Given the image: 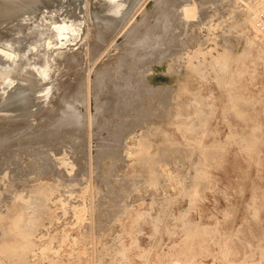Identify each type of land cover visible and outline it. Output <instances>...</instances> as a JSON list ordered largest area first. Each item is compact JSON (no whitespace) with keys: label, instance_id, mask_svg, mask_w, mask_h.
I'll list each match as a JSON object with an SVG mask.
<instances>
[{"label":"rangeland","instance_id":"obj_1","mask_svg":"<svg viewBox=\"0 0 264 264\" xmlns=\"http://www.w3.org/2000/svg\"><path fill=\"white\" fill-rule=\"evenodd\" d=\"M83 1L84 0L75 1V3L79 2L78 5L81 3L80 6L85 5L84 8L86 7L84 10H82L83 16H81L82 18L84 17L83 18L84 30H83V33L81 34L82 37L79 35L78 37H75V38L73 36H70L68 38H63V39L60 38L59 42H58V37L57 38L55 37L56 41L54 40V45L52 46L53 50H51V52H48L49 54H46V56L43 57L42 59H39V61L37 59V63L34 61L32 62V65L35 67V69L38 65H40L37 67V71L35 69L34 70L37 73H39L38 78H40L41 76V78L45 80L43 82H45V85H47L46 87L48 88L45 94L46 95L45 98L47 99L44 98L45 100H43L42 102V105L43 106L45 105L46 107H43L41 104L39 105L37 104L38 107H35V109L38 112L33 109L32 110L33 112L30 114H27V117L15 120L11 113L12 109L8 107V109H10L11 111L5 110L4 109L6 108L5 105L1 104L2 98L5 95H0V123L7 122V123H4L3 125L7 124V126L9 127L8 128L7 126H5L6 127L5 129L3 130L0 129V132L1 131L3 132V136L0 135V137L2 136V140H0L1 142L0 147H1L3 140L6 141L5 138L8 135L7 130L10 128L18 129L22 126H29V128L31 127V129L35 130L34 132L36 136L39 134V132L41 134L42 133L41 129L40 131L38 129L39 124L41 123L43 116L48 113L49 106H51V104H57L56 107H57L58 113L61 112L60 108L61 109L66 108L68 110L67 112L64 111V113H62L64 114L63 116H60L59 114H57L59 120L62 118L67 119V115L68 114L69 115H68V119L66 120V124L64 125L65 130L64 128H60L58 126V129H57L58 131L56 130L57 133L55 132V134H57L55 135L56 136L55 139L58 138L59 136L60 139L59 138L56 139V144L58 145L59 142L57 143V141L59 140L66 141L67 138H69L67 140L69 142V145H68V142L66 143V142L61 141L62 143L59 144L60 146L58 145L59 150L62 149L60 151V155H61L60 156L59 153H57L59 152V150L57 149H55V151L49 150L50 152L48 151L49 152L48 153L45 150V146H46V144H44L45 142H43V140H41L40 138L39 139L37 138L38 139V140L36 139L37 143L36 141H34V143H36L35 145L34 143H32L33 147L31 146V144L28 147H26L27 148L26 151H28L29 155L28 156L23 155V159L21 160V163H19L20 165H18V167L15 168L17 170L14 171L13 173H10L9 178L14 177L13 179L16 180L14 181L16 185L26 184L27 186H34L37 184H43V185H48L49 187H51L52 190L54 191L52 196L53 198H55V200L53 199L52 201H50L48 206L51 209V211L54 214H56L58 217H61L62 215H64L63 214L64 207L67 206V209H72L73 206L75 205H81V206L86 207V209L89 210L88 216H90V212H92L91 209L96 210L98 206H101L102 209H106V210L108 209V207H111L112 209L116 210V213L119 212V214H114V216H116L115 219L117 218V220L113 219L114 217L112 215H111V218L107 220V222L111 221V223H113L116 226L113 228V230L111 229V233L108 239L110 244L112 245L109 246V250L106 249L104 251V256L102 253L103 259L107 261H110L114 257L117 256L116 249L118 250V247H120L118 245H120V243L122 244V239L126 237L127 232H123V231L124 229L126 230L127 226L131 223L132 221L131 215H133V218H134L135 216L134 214H138L144 211H149L150 214L154 215L157 211L163 213L164 211H167L169 209V208H166L167 201H164L166 199L159 197L158 195H156L157 193H154V192L151 193V191L147 192L144 186L141 185L138 189L134 188V190L136 191L135 192L133 190L132 182L136 179L148 180V179L158 178L160 180H164L165 178H171V175H174L173 178H180V179L186 178V181H189L190 183L197 182L199 184V188H200L202 195L206 196L205 203L208 204V207L210 210H213V209L216 210V208L218 207L225 206L226 205L225 200H224L225 195L229 197H236L237 199L242 198L243 203H241L240 206L238 205L240 207L238 211V214L240 216H242V212H243L244 205L246 204V202L251 204L252 206L257 207V209L259 210L258 215H251V217H249V222H250V227H251L250 240L252 243V250H253V255L251 257L250 264H264V258H262L261 256L262 248H264V63L258 57L259 53L257 49L248 42L246 35L240 31L239 26H238V18L241 17L239 16L240 13L238 12H241V10L243 9L244 5H242V3L244 2H241L242 0L240 1L237 0L240 3L239 4L240 10H238V9H232L236 7L235 6L236 2L233 4L232 0H206L207 2L205 1L203 2L202 0H191V1L190 0L188 1L180 0L179 4L181 6H182V3L183 4L192 3L191 5L194 7L195 12H196L194 14L195 16L192 15L191 17H185L183 15V11L179 9L181 8L180 6L176 10L177 15L176 14L175 16L172 15L173 17L171 19L170 17L171 15L169 11V4L172 0L170 1L162 0L164 1V3L169 2L167 6H166V3L164 4L161 0L160 1L159 0H135V1L130 0L131 2L126 0V4L128 3L129 7L132 6L131 5L132 2H133V5L135 4L133 7L129 8V9L133 8L132 10H130L131 16H130V13H128L129 11L127 9L128 7L127 6L125 7L123 5L125 4V1L123 3V0H122L121 6L122 7L124 6V8H126L127 11L123 10V8L121 7L120 12L122 14V12L124 11L125 17H126V14H127V17L126 19H123L124 14H122L123 17L120 16L122 19L120 20L121 24L122 23L125 24V22H127L126 20H128L132 16L134 17V20L131 26L126 28L127 30L124 29V31L121 32L122 34L120 33L117 34V32L115 33L111 32L112 27H109V24L107 27L106 25L107 21L104 23L103 20H101L102 18L101 16L104 17V16L109 15L107 20L110 19L112 16H113V19L115 18L114 15H110L107 12H105L106 13L105 14L103 13L104 12L103 10L101 11V9L103 8L105 11H108L105 9L104 5L101 4L102 1H104V4H106L108 1H106V3H105V0H101V1L100 0H88L90 1L89 3L88 1L83 3ZM69 2L72 3L73 0H69ZM161 2L163 5L162 12L159 10V8H161L160 7ZM139 3L141 4L139 5ZM97 4L100 10L98 8L96 9ZM100 4L103 8L100 7ZM195 4L198 6H196ZM45 6H47L46 1H45ZM153 6H155V8H153ZM241 6L243 7L241 8ZM156 7H158V9ZM91 9L94 10V12ZM121 9L123 11H121ZM155 9L158 10V12ZM152 10L155 11L156 16L158 18L153 14ZM99 11L100 13H98ZM258 11L261 12L263 10L260 9ZM258 11L254 10L253 12V10H251L252 16H254V14ZM167 12L169 13V15H166ZM200 12L201 14H204V15H201ZM57 13H58V16H57ZM96 13L101 15L98 17V19L100 18L101 21L97 20L96 16L93 15ZM143 13L144 15L145 14L147 15L146 16L141 15ZM150 13H152V18L150 17L151 16ZM237 13L239 17L237 16ZM98 14L96 15L98 16ZM128 14H129V18H128ZM45 15L46 16H43V18L45 17L46 21L50 20L49 18L50 14L47 15L46 13ZM178 15L180 16L178 17ZM55 16H57V18ZM142 16L144 17L145 21L142 20L143 19ZM154 16L155 18H153ZM175 17L177 20L175 19ZM182 17L184 18V21ZM53 18L54 19L56 18V20L60 22L62 20V18H60V11L56 10V13H54V16H52V19ZM179 18L180 20L182 19V21H180ZM186 18L187 20H185ZM103 19H106V18H103ZM141 20H142V23H144V25H142ZM175 20H176V23H175ZM162 21H163V24H162ZM145 22H146V26H145ZM151 22H152V25H151ZM178 22L179 24L180 23L181 24L179 25ZM140 23L142 27L140 26ZM103 24H105L106 26H104ZM136 24L139 27H137ZM210 25L212 28L210 27ZM159 27L160 28L162 27L161 30ZM171 27H173V29ZM140 28H141V31L139 30ZM164 28L165 29L168 28L166 29L167 31H169V28H170L171 31H169L168 33L167 31H164L165 30ZM199 28H200V32L198 31ZM154 29L156 33L154 32ZM143 30L145 31L146 34L144 33ZM130 31H132L133 33L130 34ZM163 31H164V35H163ZM179 31H182V32H179ZM101 32H102V35H100ZM137 32L138 34L139 33L140 34L138 35ZM159 32H160L159 36L160 37L162 35L163 36H162V39L159 37L160 41H158V43L155 45L154 43H156L157 40H159V39H156L158 38ZM189 32H191L193 36ZM205 32L209 34L210 38H212L211 40H209V37L207 38L208 34ZM134 33L137 34V36L136 37L134 36V37L140 39L139 41L136 40L134 37L133 38L131 37V35ZM147 33H149L148 36H147ZM155 34H156V37H155ZM197 35L199 36L197 37ZM100 36H103V37H100ZM143 36L144 38L145 37L148 38L149 36L150 37L147 40L146 38L144 40L142 39ZM164 36L167 39L164 40L165 38ZM201 37L202 38L204 37L203 38L204 41ZM205 38L209 40L208 43H207L208 40H205ZM150 39L152 40L154 39V40L151 41ZM171 39L173 41H171ZM186 40L187 42H190V43L187 44ZM199 40H202V41H199ZM148 41L150 42L147 43ZM178 41L179 43H177ZM181 41H183V43H181ZM203 42L206 43L207 48L205 49L203 48V50L205 51V54H202V56L201 55L199 56L201 60H203L205 57L210 56L209 51H213L214 54H216L217 52H221L222 54L226 55L225 56L226 58L229 59L228 64L226 65L224 60L220 58L215 63L214 66H210V65L205 66L201 62H199L197 58L196 59L194 58L193 62L195 64L191 65L190 60L184 51H189V50L194 51L197 49H202V47L204 46L206 47V45H204L205 43ZM180 43L183 45L185 44V46L180 45ZM125 44L127 47L125 46ZM150 45H152L153 49L151 48ZM144 46H146V48ZM167 46L169 49H167ZM177 46L182 47L180 48L182 50L184 47V50L183 51L180 50L179 48H177ZM31 47H29L28 50L30 49L29 51L31 52V54L35 52L34 53L35 56L36 54L40 55L45 52V48L43 49L41 46L37 48L32 47V49ZM109 47L110 49H108ZM39 48L43 49V53H40L41 49ZM130 48H133V49H130ZM105 50L108 52H106ZM168 50L170 51L168 52V55L170 53L169 56L166 53ZM172 51L173 53H171ZM93 54H96L97 57ZM120 57L123 58L121 62H120V59H121ZM92 59H94V61ZM117 61H119V64H117ZM109 63H111L115 67L119 65L117 67L118 72L120 74L125 73L124 75H122V77L120 76L124 84H121V87L116 86L113 88V90H115L114 92L116 93V96H118L115 98V100H113V102L105 101L107 100L108 95L103 90H101L100 87L101 88L104 87L103 88L104 90L106 87L103 81L101 84L100 83L101 81L99 80V79L102 80L104 76L103 75L104 74V71H103L104 64L106 65ZM123 63L124 64L126 63V64L124 65ZM45 64H48L49 68L46 67ZM42 66L44 70L41 69ZM46 68L47 70H45ZM92 68L94 70H91ZM126 68L127 70H124ZM222 68L224 69V71ZM89 69H90L89 71L90 73H88ZM41 70H43V72ZM129 71H131V73H128ZM86 74H88L87 77L90 75V79L93 80L91 81L89 79L91 82L90 83L91 85L87 83L88 81H86V78H87L85 77ZM99 74H100V77H99ZM130 74L132 75L130 76ZM204 74L206 77H203ZM97 75L99 77L98 79L99 83H97L98 81H95L98 78ZM129 76L131 77V79L129 78ZM38 78L36 79L37 83L35 84H38V83L40 84L42 82V79H39L41 82H38ZM13 79L15 80V78ZM80 79L82 80V82ZM118 79L120 78L118 77ZM83 81L86 84L83 83ZM46 82H49V83H46ZM145 83L147 84L144 86ZM180 83H182L187 88V92L185 94H182L181 96H175L176 95L175 93L177 92V88L180 85ZM97 84H99V86ZM125 84H128L130 88ZM79 86L87 87V88H80ZM88 86H90V88ZM121 88H122V91L125 90L127 91V93L126 94L120 93ZM147 88L148 90H150V92L146 91ZM85 89L87 92L85 91ZM119 89L120 91L118 92ZM128 89L129 90L131 89L130 91H132V93L133 92L134 93L136 92V93L135 94L133 93L134 95H132L131 93L132 95L131 96L128 93ZM99 90L101 91L99 92ZM96 91H98L100 94ZM0 92H1V88H0ZM89 92H90V95L88 94ZM101 92L103 96L104 94H106L107 98L105 96L101 98L102 96ZM62 94L64 95L63 96L64 99H62L61 97ZM79 94L80 96L82 95L81 98H83V100L80 98ZM121 94L124 96H122ZM96 95H99V96H96ZM78 96H79V101L77 100ZM132 97L134 98L132 99ZM74 98L75 100H77V102L73 100ZM103 98L104 100H102ZM84 99L87 100L85 103H83ZM71 100L73 101L71 102ZM94 100H96V102ZM66 101H68L69 104L73 106H70V105L65 106V104H68ZM130 101H132V103H137L138 101L141 102V104L136 108V112L135 111L130 112L129 110H127L129 109L128 107L131 104ZM89 103H90L89 110L91 111L92 116L87 111V104ZM102 103H105V104L102 105ZM40 105H41V108H40ZM136 105H138V103ZM56 107L54 108L56 109ZM71 107H72V111L70 112L71 109L69 108ZM73 107L75 108V111ZM100 107L102 108L99 109ZM120 107L121 109H119ZM117 108L120 111H118ZM143 108L145 109V111L146 109L147 110L151 109L149 110L150 114L148 112H144L143 115H139V113L141 112V110H143ZM76 109H80V110H76ZM201 110H203L202 113H201ZM30 111H28V113ZM76 111H80V112L76 113ZM49 112L50 114H52V110ZM87 113L89 114V116L87 115ZM136 113H137V118L139 120H137L135 116ZM145 113H147L148 115L144 116ZM133 115L135 116V119H133L134 118ZM70 116L72 118L73 117L79 118L81 122V127H79V129L77 128V126H75L74 128L70 126L71 125V119L69 120ZM90 116L92 117L91 123L89 120V118L91 119ZM139 116H141V118L144 117L142 118L144 121L141 118H139ZM85 117L88 118L87 119L88 121L86 120ZM125 117L126 119L130 118V120L135 122V124L131 123L132 121L130 122V120L127 119L128 122H130V124L128 123V126L127 124L125 125V120H126ZM185 118H186V121H185ZM122 121L124 123V127L126 126V128L128 127L129 129H124L122 127L123 126ZM120 124H121V127H120ZM35 125H36V128H35ZM68 127L72 128L70 129V134H67L69 133ZM130 128L131 129L134 128L137 133L135 134L134 129H133V132L132 133L130 132L131 135H129V131H131ZM62 129L64 133L63 131L61 132ZM4 132L7 133V135ZM60 132L64 134L63 137L64 136L66 137L63 138ZM73 133H76L75 136ZM72 134H73V137L75 138V141H74V138L72 137ZM132 135H135V136H132ZM135 138L137 140L136 142H135ZM141 139H142L141 144L138 145V142ZM130 140L132 143L130 142ZM43 144H44V147H43ZM34 148L36 149L37 152L34 151L35 150ZM43 148L45 150V154H44ZM129 148H132L131 151L133 152L130 153ZM37 149L39 150V153ZM126 151L128 155H126L125 153ZM40 152H42L45 156L43 154L40 155ZM46 152L47 154L51 153L52 155L55 153L57 154L53 155L54 157L52 155L47 156ZM34 156H35V162L37 160V164L33 162ZM46 156L48 157V159ZM50 156H52L53 158H51ZM94 156H95V159H94ZM63 158L67 160L68 162H69L68 159H70V162L68 163L67 161L62 160ZM42 159L44 160V162ZM51 159L52 161L55 162V164L54 162L50 161ZM79 159L80 161H78ZM38 162H39V165H38ZM48 162L54 164V169L50 166L49 168L48 166H46L45 163H48ZM63 162L65 165L63 166L66 167V169H68L67 173L71 171V174L70 173L67 174L66 175L67 177L63 176V174L62 175L60 174V176L58 177L59 174L57 173L58 172L57 166L59 169L60 168L64 169L62 166H60L61 164H63ZM41 163L44 165H42ZM56 163H58V165ZM72 163L74 164V166ZM77 165L79 168L77 167ZM12 166H14V164H12ZM28 167H31L32 169L34 167V170L30 168V170L34 172H31ZM192 167L195 169V171ZM0 168H1L0 171L1 170L4 171L2 169V166ZM24 168H27V169H24ZM52 169L54 172L51 171ZM76 169H78V171ZM40 170L42 172H40ZM165 170L169 171L168 176ZM74 171H76L75 174L77 173L78 175L77 174L75 175ZM23 172H24V176H23ZM38 172H40L39 174L41 173L42 174L39 175ZM53 173H56L57 176L55 174L56 176L55 177ZM19 174L20 175L22 174V175L19 176ZM4 178L8 180V177H5L4 175L0 174V179H4ZM120 178L122 179L121 181H120ZM102 180L105 182L103 183ZM116 181H119L120 183L125 184L122 186L123 188L120 194L118 195L114 193L113 194L110 193V191L114 189L113 187ZM5 186H6L5 184H0V192L2 191V188L4 189L7 188V186L6 187ZM129 187L131 188V190ZM132 190L134 193L132 192ZM143 190H144V193H143ZM140 191L143 194L141 195L143 199H141V196L139 195L141 193ZM70 193H72V196H69ZM137 193H138V196L134 195ZM126 194L130 195L131 197ZM31 195L33 198L38 196L34 192H31ZM120 195L121 197H123V199L120 197ZM183 195H184L183 196L184 198L180 197L182 196V194H180L179 198H177L176 200L181 201L183 199L181 201L183 202V207H185L186 209H189L191 214L196 213L197 206H198L197 202L193 206L190 207L189 205L190 201L188 198L190 193L185 192L183 193ZM63 198H66V201ZM128 198H130V201L128 200ZM62 199L63 201H61ZM216 199H218V201H214ZM81 200H82L81 203L80 202L77 203L78 201H81ZM132 200H134L132 202L133 206H131V209L129 207L127 208V203H131ZM117 201L118 202L122 201V202L118 203ZM72 202H74L75 205ZM111 202L113 205H111ZM122 203L125 204L124 207ZM64 204L66 206L62 207V205ZM103 204H106V205L103 206ZM118 204L120 205V208L118 207L119 206ZM203 204H204L203 202H200V206ZM238 206L233 205L232 207L237 208ZM135 207L137 208V211L136 210L133 211ZM128 210H131V212ZM51 213L46 214L43 217V222L45 224L48 223L47 227L59 225V220H57L56 217H52ZM162 213H161V216L164 215V213L163 215ZM220 216L222 217L223 215L220 214ZM105 220L106 218H104V221ZM137 220L138 218L136 217L135 221ZM94 222L96 223L98 222L100 224L99 220L94 219ZM139 224H140V228L142 231L139 235H140V239L142 240L144 239L154 240V237L159 238L160 236H164L165 239L168 237V233L164 229L165 225H161L158 228V230L155 232L151 226V220L149 218H146V220H142V221L140 220ZM122 226H126V227H122ZM167 227L170 228V226H167ZM137 231L138 230H136L135 232ZM112 233L113 235H111ZM99 234H100L99 229L95 227L93 236L95 235V238L97 239ZM147 234L149 235L152 234V237L151 238L150 236H148L149 238L146 237ZM113 239H114V242H113ZM91 241H92V237L85 238V242L88 243V247L92 249L93 247H95V244L90 243ZM261 245H262V248H261ZM96 256L98 258L99 254H96ZM212 259H213L212 257L206 258L205 263L206 264H219L218 261L214 259L212 260ZM142 260L143 258L142 259L139 258L137 261L140 262Z\"/></svg>","mask_w":264,"mask_h":264},{"label":"bare ground","instance_id":"obj_2","mask_svg":"<svg viewBox=\"0 0 264 264\" xmlns=\"http://www.w3.org/2000/svg\"><path fill=\"white\" fill-rule=\"evenodd\" d=\"M45 1L47 2V6H45ZM75 1L73 0V2L71 3V2H69V0H0V88H1L0 95H5L2 98L1 104L5 105V107L7 108L6 109L3 107L5 110L12 109L11 113H12V116L15 120L27 117V114L32 113L33 109L35 111H37L35 109V107H38L37 104L42 105L43 100L47 99V98H45L46 97L45 94H46L48 88L46 87L47 85H45V82H43L45 80L42 79L41 76H40V78H38L39 73L36 72L37 67L40 65H38L35 69V67L32 65V62L34 61L37 63V59L39 61V59H42L43 57L46 56V54H49L48 52H51V50H53L52 46L54 45V40L56 41L55 37L56 38L58 37V42H59L60 38L63 39V38H68L70 36H73L75 38V37H78L79 35L81 36V34L83 33V30H84L83 18L84 17L82 18L81 16H83L82 10H84L86 7L84 8L85 5L80 6L81 3L78 5L79 2L75 3ZM78 1H81V0H78ZM86 1H88V0H84L83 3H85ZM106 1H108V2L106 3ZM121 1L122 0H105L106 4H104V1H102L101 4H103L105 9L108 11H105L104 8L100 4V7L103 8V9H101V11L103 10L104 11L103 13L107 12L110 15H114L115 16L114 19L112 16L110 19L107 20L109 15L103 17V16L98 14V13H100V11L98 13H96V14H98V16L96 14H93L96 16L97 20H99V21L103 20L104 23L107 21L108 23L106 22V25L108 27V24H109V27H112V31H111L112 33L117 32V34H119V33L122 34L121 32H123L124 29L131 26V24L134 20V17L132 16L131 18H129V14H128L129 19L127 18L128 19V20H126L127 22L124 21L125 24H123V23L121 24L120 20H122V19L120 16L123 17V15H122V14H124L123 10L127 11V9H128L129 10L128 13H130V10H132L133 8L132 9H129V8H131L135 5V4L133 5V2H132V4H131L132 6L129 7L128 3L126 4V0H123V3L125 1V4H123V5L125 7L126 6L128 7L126 9V8H124V6L123 7L121 6V3H122ZM128 1H130V0H128ZM159 1H158V3H159ZM202 1L207 2L206 0H202ZM89 2L90 1H88V3ZM162 2L164 3V1H162ZM162 2H161V6H160L161 8H159V10L161 12H162V8H163ZM232 2H233V4L236 2L235 3L236 7L232 8V9L240 10V5H239L240 3L237 0H232ZM241 2H244V3H242V5H244V7L241 6V8L243 7V9L241 10V12H238V13H240L239 16H241V17H239L238 13H237V16L239 17L238 18L239 29L243 34L246 35L248 42L253 47H255L257 49V51L259 53L258 57L264 63V28L257 25L258 22L256 21V19H254V16H252V12H251V10H253V12H254V10L258 11L260 9H262L264 11V0H242ZM156 3H157V1H156ZM165 3L167 6V4L169 2H165ZM179 3H180V0H172L170 2L169 11H170L171 19L173 16H175V14L177 12L176 10L178 9V7L181 6ZM140 4L141 3H139V5ZM191 4L190 3H185V4L182 3L181 8H179L183 11V15L185 17H191L192 15H194L196 13L194 7ZM92 6H93V4H92ZM196 6H198V5H196ZM121 7L123 8V10L121 9V11H123L122 14L120 12ZM97 8L100 10L98 4L96 6V9ZM136 8H135V10H136ZM153 8H155V6H153ZM156 8L158 9V7H156ZM197 8H199V7H197ZM56 10L60 11V18H62V20L60 22H58V20H56L58 13H57V16H55L56 18L52 19V16H54V13H56ZM92 11L94 12V10H92ZM152 11H153V14L156 16L155 11L154 10H152ZM156 11L158 12V10H156ZM161 12H160V14H161ZM46 13H47V15L50 14L49 15L50 20L46 21L45 17L43 18V16H46L45 15ZM147 14L144 15V13H143L141 15L146 16ZM200 14H201V12H200ZM206 14H207V12H206ZM206 14H205V16H206ZM150 15H151L150 17L152 18V13H150ZM166 15H169V13L167 12ZM196 15H198V14H196ZM201 15H204V14H201ZM208 15H210V14H208ZM99 16L102 17L101 20H100V18L98 19ZM130 16H131V13H130ZM155 16L153 18H155ZM179 16L180 15H178V17ZM126 17H127V14H126ZM126 17L124 14L123 19H126ZM170 17H169V19H170ZM218 17H220V16H218ZM103 18H106V19H103ZM206 18H207V16H206ZM96 19H94V20H96ZM175 19H176V17H175ZM182 19L184 21L183 17H182ZM182 19L180 20V18H179L180 21H182ZM202 19H204V18H202ZM142 20H144V17ZM142 20H141V23H142ZM156 20H158V19H156ZM176 20H175V23H176ZM185 20H187V18ZM190 20H191V18H190ZM199 20H200V18H199ZM223 20H222V22H223ZM167 21H168V19H167ZM141 23H140V26L142 27V25H144V23H142V25H141ZM158 23H160V22H158ZM162 24H163V21H162ZM178 24H179V22H178ZM192 24H193V22H192ZM103 25L106 26L105 24H103ZM151 25H152V22H151ZM156 25H157V23H156ZM218 25H219V23H218ZM136 26L139 27L137 24H136ZM145 26H146V22H145ZM233 26H234V24H233ZM164 27H165V25H164ZM166 27H167V25H166ZM173 27H174V25H173ZM173 27H171V28L173 29ZM210 27H211V25H210ZM161 28H160V30H161ZM200 28L198 30L199 32H200ZM130 29H131V27H130ZM166 29H168V28H166ZM166 29L164 31H167ZM139 30L141 31V28ZM207 30H209V29H207ZM164 31H163V35H164ZM169 31H171L170 28H169ZM169 31H167V32L169 33ZM182 31H179V32H182ZM134 32H136V31H134ZM154 32H155V29H154ZM131 33H133V32L130 31V34ZM144 33H145V31H144ZM161 33H162V31H161ZM189 33L192 35L191 32H189ZM205 33H207V32H205ZM209 33H211V32H209ZM134 34L131 35L132 38L134 36L136 37L138 32H137V34H135V35ZM148 34L149 33H147V36H148ZM100 35H102V32ZM153 35H154V33H153ZM159 35H160V32L158 34V38H156L159 40H157V42L155 41L156 42V43H154L155 45L158 43V41H160V38L162 39L163 35L161 37ZM198 36L199 35H197V37ZM100 37H103V36H100ZM155 37H156V34H155ZM184 37H186V36H184ZM189 37H190V35H189ZM204 37H205V35H204ZM208 37H209V40L212 39V38H210L209 34H208L207 38ZM145 38H144V36L142 37V39H144V40H145ZM148 38H146V40ZM135 39L138 41L140 40L138 38H135ZM165 39H167V38L165 37L164 40ZM150 40L153 41L154 39L153 40L150 39ZM164 40H162V41H164ZM205 40H208V39L205 38ZM209 40L207 41V43L209 42ZM105 41H107V40H105ZM105 41H104V43H105ZM171 41H173V40L171 39ZM199 41H202V40H199ZM203 41H204V39H203ZM149 42L150 41H148L147 43H149ZM186 42H187V40H186ZM36 43H38V44H36ZM177 43H179V41ZM181 43H183V41H181ZM181 43H180V45L185 46V44L183 45ZM188 43H190V42H187V44ZM203 43H205V42H203ZM87 44H88V42H87ZM142 44H143V42H142ZM163 44H164V42H163ZM166 44H168V43H166ZM140 45H141V43H140ZM140 45H139V47H140ZM173 45H174V43H173ZM204 45H206V43ZM31 46L34 48L41 46L43 49L45 48V52L43 53V49L39 48L42 50V52L40 50V53H43V54H40L38 52L40 55L36 54V56H35L34 55L35 52L33 54H31V52L29 51L30 49L28 50V48ZM125 46H126V44H125ZM128 46H129V44H128ZM137 46H138V44H137ZM150 46L152 48V45H150ZM32 47H31V49H32ZM144 47L146 48V46H144ZM162 48H164V47H162ZM177 48L180 49L182 47L177 46ZM203 48L204 49L207 48V45H206V47L205 46L202 47V49H197L194 51H192V50L184 51L185 54L188 56L191 65L195 64L193 62L194 58L195 59L197 58L198 61L201 62L205 66H208V65L214 66L215 63L220 58H222L224 60L226 65L228 64L229 59L226 58L225 57L226 55L222 54L221 52H217L216 54H214L213 51H209L210 56L205 57L203 60H201L199 58V56L200 55L202 56V54H205V51L203 50ZM108 49H110V47ZM130 49H133V48H130ZM167 49H169L168 46H167ZM90 50H92V49H90ZM147 50H149V49H147ZM170 50H171V48H170ZM180 50H182V49H180ZM180 50H179V52H180ZM183 50H184V47H183ZM106 52H108V51H106ZM168 52H170V51L168 50L166 52L167 55H168ZM171 53H173V51ZM93 55L96 56V54H93ZM169 55H170V53H169ZM161 57H162V55H161ZM122 59L123 58L120 59V62L122 61ZM161 59H163V58H161ZM92 60L94 61V59H92ZM49 62H50V60H49ZM161 62H162V60H161ZM117 64H119V61H117ZM45 65H46V67H48V64H45ZM43 66L41 69H43ZM118 66L115 67L111 63L106 64V65L104 64V66H103V71H104L103 75L104 76H103V78L101 76L102 80L99 79L100 74H99V77L97 75L98 78L96 77L97 80H95V81H98L97 83H99V80H100L101 84L103 81V83L106 87L105 90L103 89L104 87L103 88L100 87V89L103 90L108 95V98H107V95L104 94V96L107 98V100H105L106 102H108V101L113 102V100H115V98L118 97V96H116V93L114 92L115 90H113V88L116 86L121 87V84H124L122 82L123 80L121 79V77L125 73L120 74L117 70ZM175 66H176V64H175ZM101 69H102V67H101ZM43 70H41V71L43 72ZM45 70H47V68ZM91 70H94V69L92 68ZM124 70H127V68ZM89 71H90V69L88 70V73H90ZM103 71H102V73H103ZM223 71H224V69H223ZM128 73H131V71H129ZM214 73H215V71H214ZM96 74H98V73H96ZM87 75L88 74H86L85 77H87ZM131 75L132 74H130V76ZM130 76H129V78L131 79ZM118 77L120 79H118ZM203 77H206L205 74L203 75ZM13 78H15V80ZM37 78H38V82H41L39 79H42V82L40 84L39 83L35 84V83H37V80H36ZM123 78H124V76H123ZM89 79H90V75L86 78V81H88L87 83L90 84L91 79L90 80ZM91 81H93V80H91ZM49 82H46V83H49ZM81 82H82V80H81ZM83 83H85V82L83 81ZM146 84L147 83H145L144 86ZM97 85L99 86V84H97ZM125 85L128 86V84H125ZM125 85H123V86H125ZM222 85H223V83H222ZM79 87L80 88H87V87H81V86H79ZM88 87L90 88V86H88ZM219 88H220V86H219ZM97 89H99V88H97ZM75 90H73V91H75ZM101 90H99V92ZM130 90L128 89L129 95H131V93H132V91H130ZM85 91H86V89H85ZM85 91H84V93H85ZM119 91H120V89L118 90V92ZM146 91L150 92V90H148V88ZM164 91H165V89H164ZM96 92H98V91H96ZM186 92H187V88L182 83H180V85L177 88V92L175 93L176 94L175 96H181L182 94H185ZM76 93H78V92H76ZM81 93H83V92H81ZM120 93L126 94L127 91H125V90L122 91V88H121ZM133 93H132V95H134L136 92L134 94ZM73 94H74V92H73ZM88 94L90 95V92ZM88 94H86V95H88ZM112 94L115 96H113ZM101 95H102V92H101ZM117 95H118V93H117ZM63 96L64 95L62 94L61 95L62 99H64ZM65 96H66V94H65ZM74 96H76V95H74ZM79 96H80V94H79ZM79 96L77 98L78 101H79ZM81 96H80V98H81ZM96 96H99V95H96ZM104 96L102 95L101 98ZM122 96H124V95H122ZM142 96H143V94H142ZM98 98H100V97H98ZM133 98L134 97H132V99ZM81 99L83 100V98H81ZM65 100H66V98H65ZM73 100H75V98ZM73 100H71V102ZM77 100H75V101L77 102ZM102 100H104V98ZM143 100H142V102H143ZM86 101L87 100L84 99L83 103H85ZM94 101L96 102V100H94ZM66 102L68 104H65V106L66 105L69 106L70 105L69 102L68 101H66ZM130 103H131L130 104L131 107L129 106L128 107L129 109H127L130 112H132V111L136 112V108L141 104V102H139V101L137 102L138 105H136L137 103H132V101H130ZM212 103H214V102H212ZM103 104H105V103H102V105ZM41 105H40V108H41ZM89 105H90V103L87 104V111L92 116L91 111L89 110ZM232 105H233V103H232ZM56 106H57V104H51V106H49L48 113L43 116V119H42L41 123L39 124V128H38L39 131L41 129V131H42L41 134L39 132V134L36 136L35 132H34L35 130L31 129V127L29 128V126H22L20 128L17 127L18 129L10 128L7 130L8 135H7V133L4 132L7 135V137L5 136L6 138L4 137L6 139V141L3 140L1 147H0L1 148V150H0V164H1L2 169L4 171L1 170L0 174L4 175L5 177H8V180H6V178L0 179V184H5L7 186V188H5V189L2 188V191L0 192V264H30V263L31 264H206L205 259L209 258V257H212L214 260L218 261L219 264H250L251 257L253 255V250H252V243L250 240L251 227H250L249 217H251V215H258L259 210L257 209V207L252 206L251 204H249L247 202H246V204L244 203L245 205H244V209L242 212V216H240L238 214V211L240 209V207H239L240 204L243 203L242 198L237 199L236 197H229V196L225 195L224 200H225L226 205L223 207H218V208H216V210L215 209L210 210L208 207V204L205 203L206 196L202 195L200 188H199V184L197 182H191L190 183L189 181H186V178L185 179L173 178L174 175H171V178H165L164 180H160L158 178H153V179H148V180L136 179L132 182L133 190H134V188L138 189L142 185L146 188L147 192L151 191V193L152 192L157 193L156 195H158L161 198L166 199V200H164V201H167L166 202V208H169V209L167 211L163 212L164 215L162 212H158V211L154 215L150 214L149 211L140 212L138 214H134L135 215L134 218H133V215H131V217H132L131 223L129 222L130 224L127 226L126 230L124 229V231H123V232H127L126 237L122 239V244L120 243V245H118V246H120V247H118V250L116 249V255L117 256L114 257L110 261L104 260L103 259L104 251L106 249L109 250V246L112 245V244H110V242L108 240L109 235L111 233V229L113 230V228L116 227L113 223H111V221L107 222V220H109L111 218V215L114 217L113 219H115L116 216H114V214H119V212L116 213V210L112 209L111 207H108V209L106 210V209H102L101 206H98V208L96 210L91 209L92 212H90V216H88L89 210L86 209V207L81 206V205H75V203L72 202L75 205V206H73L72 209H67V206L65 204L62 205V207L66 206V207H64V213H63L64 215H62L61 217H58L56 214H54L51 211V209L48 206L50 201H52L53 199L55 200V198H53V196H52L54 191L52 190L51 187H49L48 185H43V184H37L34 186H27L26 184L16 185L14 182L16 180L13 179L14 177L9 178L10 173H13L14 171L17 170L15 168L18 167V165H20L19 163H21V160L23 159V155L24 156L29 155L28 151H26L27 150L26 147H28L30 144L32 146V143H34V141H36L37 138L38 139L40 138L41 140H43V142H45L44 143V144H46L45 150L47 152L49 150H53V151H55V149L59 150V146H60L59 144H61L62 142H66V143L68 142L67 140L69 138H67L66 141H63V140H61L62 142L60 140L57 141V143L59 142V144H58L59 146L56 144V139H58L59 136H58V138L55 139V137H56L55 135H57V134H55V132L58 129V126L60 128H64V125L66 124V120L68 119V115H69V114L68 115L66 114L67 119L62 118L59 120L57 114H59L60 116H63L64 114H62V113H64V111L67 112L68 110L66 108H65L66 110L64 108H62V109L60 108L61 112L58 113ZM70 106H73V105H70ZM98 106H99V104H98ZM8 107L10 109H8ZM43 107H46V106L44 105ZM54 107H56V109ZM121 107L119 109H121ZM167 107H168V105H167ZM198 107H199V105H198ZM101 108L102 107H100L99 109H101ZM69 109H71L70 110V112H71L72 107ZM119 109L117 108L118 111H120ZM51 110H52V114H50V112H49ZM76 110H80V109H76ZM149 110H151V109H149ZM149 110L146 109V111H145V109L143 108V110H141L139 115H143L144 112H148L150 114ZM28 111H30V112L28 113ZM74 111H75V108H74ZM202 111L203 110H201V113H202ZM78 112H80V111H76V113H78ZM88 113H87V115L89 116ZM82 115H83V113H82ZM147 115L148 114L145 113L144 116H147ZM135 116L137 118V113ZM135 116L133 119H135ZM70 117H69V120L71 119V125L70 126H72L73 128L75 126H77V128L79 129V127H81V122H80L79 118L78 117L77 118H74V117L70 118ZM87 117H85L86 120L88 119ZM130 118H131V116H130ZM130 118H127V119L130 120ZM139 118H141V116H139ZM142 118H144V117H142ZM125 119H126V117H125ZM127 119L125 120V125L127 124V126H128V123L130 124V122L132 120H130V122H128ZM221 119H223V118H221ZM89 120L91 123L92 117H91V119L89 118ZM137 120H139V119L137 118ZM185 121H186V118H185ZM4 123H7V122L0 123L1 124L0 129H2V130L6 128L5 126H7V124L3 125ZM122 123H123V121H122ZM131 123L135 124V122H133V121ZM106 124H105V126H106ZM36 125H35V128H36ZM32 127H33V125H32ZM120 127H121V124H120ZM122 127L124 129H129L128 127L126 128V126L124 127V123H123ZM68 128H69V133H67V134H70V129H72V128L71 127H68ZM85 128H86V126H85ZM133 129L134 128H132L131 131H129V135H131L130 132L132 133ZM228 129H229V127H228ZM64 130H65V128H64ZM62 131H63V129L61 130V132ZM66 131H68V130H66ZM134 132H135V134L137 133L135 131V129H134ZM63 133H64V131H63ZM180 133H181V131H180ZM73 134L75 136L76 133H73ZM73 134H72V137H73ZM0 135L3 136L2 131L0 132ZM63 135L64 134H62V137H63ZM2 136L0 137V140H2ZM132 136H135V135H132ZM65 137L66 136H64L63 138H65ZM69 137H71V136H69ZM153 137H155V136H153ZM73 138H71V139H73ZM127 138H128V136H127ZM74 141H75V138H74ZM128 141H129V139H128ZM136 141L137 140L135 138V142ZM141 141H142V139L139 140L138 145L141 144ZM130 142H131V140H130ZM206 142H207V140H206ZM36 143H37V141H36ZM36 143H34V145ZM124 143H126V142H124ZM44 144H43V147H44ZM163 144H165V143H163ZM41 145H42V143H41ZM68 145H69V142H68ZM61 146H63V145H61ZM64 146H66V145H64ZM61 148H63V147H61ZM69 149H70V147H69ZM43 150H44V148H43ZM45 150H44V154H45ZM61 150H59V152H57V153H59V155H60ZM131 150H132V148H129L130 153L133 152ZM34 151H36V149ZM127 151L125 152L126 155H128ZM47 152H46V154H47ZM71 152H72V150H71ZM38 153H39V150H38ZM57 153H55V154H57ZM35 154H37V153H35ZM41 154H43V153L40 152V155ZM55 154H53V155H55ZM48 155H52V154L50 153V154H47V156ZM52 156H50V157L53 158L54 156L53 157ZM36 158H37V156H36ZM72 158H73V156H72ZM124 158H125V156H124ZM47 159H48V157H47ZM60 159H61V157H60ZM65 159H66V157H65ZM65 159L63 158L62 160H65ZM94 159H95V156H94ZM68 160L70 162V159H68ZM45 161H46V159H45ZM50 161H52V159ZM65 161H67V160H65ZM78 161H80V159ZM204 161H205V159H204ZM33 162H35V156H34ZM39 162H40V160H39ZM39 162H38V165H39ZM43 162H44V160H43ZM52 162H54V161H52ZM35 163L37 164V160ZM12 164H14V166H12ZM45 164H46V166H48V168L50 166L54 169L55 162H54V164L49 163V162L45 163ZM56 164L58 165V163H56ZM59 164H60V162H59ZM30 165H31V163H30ZM42 165H44V164H42ZM57 165H55V166H57ZM63 165H64V162H63V164L60 165L64 169H61V168L59 169L57 166V171H58L57 173L59 174L58 177L60 176V174L61 175L63 174V176H66L69 173L71 174V171L69 173H67L68 169H66V167H64L65 165L64 166ZM124 165H123V167H124ZM22 166H23V164H22ZM27 166H28V164H27ZM73 166H74V164H73ZM138 166H140V165H138ZM77 167H78V165H77ZM28 168L30 170L31 167H28ZM39 168H40V166H39ZM39 168H38V170H39ZM24 169H27V168H24ZM53 169L51 171H53ZM124 169H125V167H124ZM32 170H34V167ZM32 170H30V171L34 172ZM76 170L78 171V169H76ZM163 171H164V169H163ZM194 171H195V169H194ZM40 172H42V171L40 170ZM40 172H38V174ZM75 172L76 171H74V174H75ZM165 172H167V176H168L169 171L165 170ZM26 173H25V175H26ZM43 173H45V172H43ZM78 173H80V172H78ZM41 174H39V175H41ZM53 174L55 176L56 173H53ZM115 174H116V172H115ZM21 175L19 174V176H21ZM72 175H73V173H72ZM23 176H24V172H23ZM56 176H57V174H56ZM16 178H17V176H16ZM121 180L122 179L120 178V181ZM64 182H65V180H64ZM104 182L105 181H103V183ZM105 185H107V184H105ZM123 185H125V184H122L119 181H116V183L113 187L114 189H112L113 191L111 190L110 193H112V194L114 193L117 195L120 194V192L123 188L122 187ZM144 187H143V189H144ZM130 190H131V188H130ZM133 190H132V192H133ZM64 191H65V189H64ZM31 192H34L38 196H36V197L34 196L35 198H33L31 195ZM185 192L190 193V195L188 197L189 201H190L189 202L190 207L193 206L196 202L198 204L197 211L194 214H191L189 209H186L185 207H183V202H181L183 199L181 201L176 200L177 198H179L180 194H182V196H180V197H183L184 196L183 193H185ZM143 193H144V190H143ZM126 195H128V194H126ZM134 195L138 196V193L134 194ZM139 195L140 196L143 195L142 192ZM69 196H72V193H70ZM128 196H130V195H128ZM147 196H149V195H147ZM120 197H121V195H120ZM149 197H151V196H149ZM66 198H63V199H65V201H66ZM121 198L123 199V197H121ZM63 199L61 201H63ZM141 199H143L142 196H141ZM128 200L130 201V198H128ZM103 201H104V199H103ZM114 201H115V199H114ZM133 201L134 200H132L131 203L126 202L127 208L129 207L131 209V206H133L132 205ZM214 201H218V199H216ZM79 202L81 203L82 200L78 201L77 203H79ZM120 202H122V201H119L118 203H120ZM140 202H141V200H140ZM149 202H151V201H149ZM200 202H203L204 204L200 206ZM115 204H114V206H115ZM104 205H106V204H103V206ZM111 205H113L112 202H111ZM233 205H237V206L239 205V206L237 208H233L232 207ZM124 206H125V204H123V207ZM118 207L120 208V205ZM123 207H122V209H123ZM134 210L137 211V208L135 207L133 209V211ZM128 211L131 212V210H128ZM96 212H97V214H96ZM49 213H51L52 217H56V219L59 220V225L47 227L48 223L45 224L43 222V217H44V215L49 214ZM161 213L163 216H161ZM220 214H222L223 216L221 217ZM136 217L138 218L137 221H135ZM104 218H106V220H105L106 222L104 221ZM146 218H149L151 220V226L155 232L158 230V228L161 225H165L166 227L164 226V229L168 233V237L166 239L164 238V236H160L159 238L154 237V240H151V239L142 240V239H140L139 234L142 231H141L139 222H140V220L141 221L146 220ZM94 219L99 220L100 224L98 222L97 223L94 222ZM115 220H117V218ZM168 220H170V221H168ZM178 222L181 224H179ZM167 226H170V228ZM95 227H97L100 231V234L98 235L97 239L95 238V235L93 236ZM122 227H126V226H122ZM136 230H138V231L135 232ZM111 235H113V233ZM148 236H150V238H151L152 234H150V235L147 234L146 237H148ZM86 237H90V238L92 237V241L90 243H94L95 247H93L92 249L88 247V243L85 242ZM113 242H114V239H113ZM261 248H262V245H261ZM102 253H103V256H102ZM96 254H99L98 258L96 256ZM261 256H262V258H264V248H262ZM139 258H141V259L143 258V260L138 262L137 260Z\"/></svg>","mask_w":264,"mask_h":264},{"label":"built area","instance_id":"obj_3","mask_svg":"<svg viewBox=\"0 0 264 264\" xmlns=\"http://www.w3.org/2000/svg\"><path fill=\"white\" fill-rule=\"evenodd\" d=\"M254 19L258 22V26L264 28V11H258L254 14Z\"/></svg>","mask_w":264,"mask_h":264}]
</instances>
